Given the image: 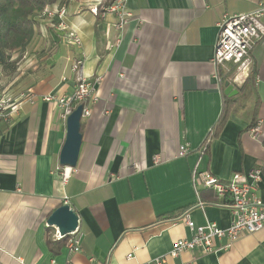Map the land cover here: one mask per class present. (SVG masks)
I'll use <instances>...</instances> for the list:
<instances>
[{
    "label": "crops",
    "instance_id": "obj_1",
    "mask_svg": "<svg viewBox=\"0 0 264 264\" xmlns=\"http://www.w3.org/2000/svg\"><path fill=\"white\" fill-rule=\"evenodd\" d=\"M112 1L60 0L66 28L59 19L41 18L26 61L17 62V52L0 61L1 89L14 96L31 89L36 96L0 121V264H155L158 258L162 264H264V229L226 250L170 254L177 240L193 236L184 214L197 225L231 224L230 208L213 190L197 195L196 166L226 181L264 162V142L248 133L264 121V37L249 69L213 62L223 17L264 0H130L134 17L120 44L116 17L101 15ZM71 30L80 45L66 40ZM78 75L93 81L97 97L82 119L77 164L69 167L59 162L66 121L56 102L44 98L72 94ZM230 98L236 109L200 155ZM181 144L191 146L183 157ZM259 195L264 201V174ZM65 202L84 232L78 252L66 244L53 251L47 243L51 236L59 241L47 220ZM227 243L224 237L216 246Z\"/></svg>",
    "mask_w": 264,
    "mask_h": 264
},
{
    "label": "built area",
    "instance_id": "obj_2",
    "mask_svg": "<svg viewBox=\"0 0 264 264\" xmlns=\"http://www.w3.org/2000/svg\"><path fill=\"white\" fill-rule=\"evenodd\" d=\"M130 0H113L111 4L102 8L101 15L113 14L117 21L114 26L118 30L116 44L122 41V33L131 23L134 15L130 9ZM67 9L65 5L47 6L41 18H47L51 21L59 19L58 27L66 28L64 18ZM95 15L99 14L97 6L91 9ZM264 1L258 2L256 8L249 12L225 15L219 23L218 38L214 48L213 62L216 67L228 68V64H233L239 70L249 69L252 65L251 54L255 46L264 37ZM66 40L72 44L80 45L82 43L80 36L75 30H71L65 36ZM80 63L75 62L72 65V71L79 74ZM99 80V78H98ZM97 80V81H98ZM221 81V79H220ZM34 92L30 89L18 96H14L8 90L0 89V121L6 120L18 111L24 101L34 102ZM97 97V91L92 80L78 75L77 84L70 95L49 94L45 100L56 102L60 117L67 120V117L79 105H83L82 119L91 114L89 103ZM264 121L258 122L248 129V133L256 140L264 142L262 126ZM214 131L211 130L207 138L198 148L200 155H203L213 141ZM191 146L181 144L178 149V155L183 157L189 154ZM154 162H161L159 155L154 157ZM137 168L138 166L135 165ZM264 162L246 172L245 174L234 173L229 180H221L207 170H200L198 166L193 171L192 181L198 196L202 189H211L221 200V205H227L231 210L232 220L227 228H221L214 221L207 220L204 225H197L190 217L189 213L184 214L183 218L193 232L191 238L177 240L170 252L172 256H178L184 250L200 249L204 253L218 252L228 249L234 242L244 236L264 229V201L259 195V186L263 179ZM64 204H69L65 202ZM204 208V203L199 202ZM54 239L61 240L67 238L66 245L71 252H78L82 249L84 232L80 221L77 228L64 236L58 228H55ZM228 238L225 246L218 247L216 242L222 238ZM133 255L129 254L128 258ZM164 259L155 260V264H162ZM154 264V263H148Z\"/></svg>",
    "mask_w": 264,
    "mask_h": 264
},
{
    "label": "trees",
    "instance_id": "obj_3",
    "mask_svg": "<svg viewBox=\"0 0 264 264\" xmlns=\"http://www.w3.org/2000/svg\"><path fill=\"white\" fill-rule=\"evenodd\" d=\"M59 2L60 0H0V61H9L11 54L15 52L22 54L35 37L44 9L47 6L60 5ZM251 79L253 78L250 77ZM248 82L249 78L242 89ZM236 107V101L232 98L226 99L223 113L213 128L215 137L221 133L228 116ZM66 241V237L59 241H54L52 236L47 239L48 246L53 251H59Z\"/></svg>",
    "mask_w": 264,
    "mask_h": 264
},
{
    "label": "water",
    "instance_id": "obj_4",
    "mask_svg": "<svg viewBox=\"0 0 264 264\" xmlns=\"http://www.w3.org/2000/svg\"><path fill=\"white\" fill-rule=\"evenodd\" d=\"M228 89L233 88L230 81H226ZM227 89V93H228ZM83 105L79 104L67 117L66 137L61 148L59 162L63 166L75 167L80 154L83 135L81 132ZM80 217L78 212L70 204L58 206L49 216V226L58 228L64 236L74 231L79 225Z\"/></svg>",
    "mask_w": 264,
    "mask_h": 264
},
{
    "label": "rangeland",
    "instance_id": "obj_5",
    "mask_svg": "<svg viewBox=\"0 0 264 264\" xmlns=\"http://www.w3.org/2000/svg\"><path fill=\"white\" fill-rule=\"evenodd\" d=\"M15 54H16V58L20 61V63H23L24 61H26V59H27V58H25L27 55L26 50L22 54L19 52L15 53ZM2 85L5 86V83L1 81L0 82V89L2 88L1 87Z\"/></svg>",
    "mask_w": 264,
    "mask_h": 264
}]
</instances>
